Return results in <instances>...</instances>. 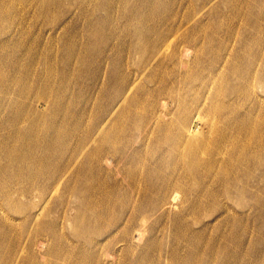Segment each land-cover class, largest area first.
Instances as JSON below:
<instances>
[{
	"label": "bare ground",
	"instance_id": "6f19581e",
	"mask_svg": "<svg viewBox=\"0 0 264 264\" xmlns=\"http://www.w3.org/2000/svg\"><path fill=\"white\" fill-rule=\"evenodd\" d=\"M32 2L39 9L48 5V0ZM225 3L228 11L223 15L228 23H221L222 28L217 30L219 22L216 18L222 11L219 6L211 14L208 26H195L180 38L174 51L172 45L178 37H170L169 33L161 35V42L148 40L152 29L149 28L147 2L137 0L125 6L128 7L127 20L135 27L134 32L130 31L135 39L129 45L131 52L127 50L125 63L114 60L105 52L106 55L103 53L98 57L111 46L104 40L110 35L112 25L104 35L95 25L93 44L89 42L81 47L77 43H66L67 54L59 68L62 72L56 71L57 65H49L44 70V79L53 76L55 82L33 88L22 83L21 73L24 72L20 61L15 60L14 65L5 63L12 64L18 76L13 81L6 76L0 77L1 89L16 90V100H33L25 105L12 103L9 98L0 99V103L6 104L0 118V207L9 209L7 214L0 208V264H15L17 258L25 255L28 256L24 258V264H32L30 256L38 257L32 249L27 248L26 253L19 238L9 243L6 229L17 227L13 221L20 215H24V229L38 222L46 212V202L35 210L29 204V198L39 190L40 197L46 199L47 190L62 182L83 154L86 155L82 163L71 176L75 181L73 187L65 186V191L74 195L78 208L71 229V237L77 246L66 247L63 240L66 228L58 223V218L49 221L44 225L45 230H51L49 241L44 239L46 236L33 240L38 254L40 251L42 255L46 243L50 248L41 256L40 264H47L49 259L53 264H63V261L67 264H99L101 260L113 264L121 256L126 259L127 256L122 255L127 248L125 245L145 240L150 218L154 217V222L160 223L164 215L162 208L170 196L174 195L173 199L179 194L189 196L186 215H195L199 210L212 209L211 201L219 197L231 201L244 199L245 186H249L246 180L256 177L253 174L257 171H262L260 176L264 177V100L259 94L260 89H264V0H225L222 6ZM116 5L121 9L118 2ZM112 9L111 3L108 10ZM155 10L160 13L161 9ZM11 14L9 11L3 17ZM237 25L240 27L239 46L225 59L221 36L229 42L235 36ZM138 40L143 44L137 54L149 68V75L133 93L141 77L137 76L130 84L126 76L129 71L127 60L133 55L134 42ZM187 42L191 43L190 48L181 49ZM5 44L0 39V47ZM194 46L200 55L188 66L186 58L191 57L190 50ZM168 50L170 53L165 54ZM209 50L215 51L213 56L208 55ZM160 55L164 59H158V64L153 65ZM0 59L5 61L2 55ZM101 62L112 66L110 72L105 69L107 65L103 73L100 72L109 74L106 88L104 86L99 92L100 99L97 101L96 98L94 104L86 100L79 110L71 108L74 98L65 96L67 85L64 87L63 84L76 79L74 75L78 71L81 72L78 79L85 81L87 76L83 68L98 66L96 69L100 70L104 64L100 66ZM179 68L185 70L183 75L177 74ZM60 75L58 85L57 76ZM116 79L119 81L115 82ZM182 82L184 94L179 97L176 86ZM149 84L153 86L150 88ZM109 88L112 90L107 92ZM42 99L49 102L50 113L47 115L38 113ZM171 103L178 106L176 118L170 110ZM194 119L199 122V129L192 128ZM67 153L71 154L70 158ZM120 174L126 186L118 179ZM19 184H22L20 188ZM58 188L56 185L53 191ZM262 192L264 188L252 199L258 207L262 203ZM118 195L132 201L117 205L111 198ZM112 211H119L122 217H112ZM183 217L178 214L175 223ZM225 219L210 237L205 230L198 233L189 225L177 224L171 241V262L264 264L255 259L257 248L248 253L242 251L238 221L230 217ZM55 227L61 229L62 236L57 230L54 232ZM228 228L232 229L230 233ZM72 232L76 233V238ZM262 239L259 237L258 241ZM148 245L143 249L141 260L126 264H145L149 250L154 247Z\"/></svg>",
	"mask_w": 264,
	"mask_h": 264
},
{
	"label": "rangeland",
	"instance_id": "374dc122",
	"mask_svg": "<svg viewBox=\"0 0 264 264\" xmlns=\"http://www.w3.org/2000/svg\"><path fill=\"white\" fill-rule=\"evenodd\" d=\"M1 1L0 15L2 14V16L0 17V39L1 42H5L6 44L5 46L0 47V56L2 55L5 57L4 62L0 59V77H9V79H11L10 81H13V79L18 76V73L15 72L17 70L13 67L14 61L16 60L22 63V71L25 73H21L24 77L22 83L34 88L40 84L45 85L48 82H55L56 79L53 76L49 79H44L43 76L45 68L49 65H57L58 69H56V71L62 72V68L60 70L59 68L67 54L66 43L67 45L77 43V45H81V47L83 45H88L89 42H91L90 44H93L92 42H94L93 40L95 39L92 32L94 31L95 25L100 27L103 35L108 32L109 27L112 25L111 30L108 32L110 35H106L105 40L104 37L101 36L104 41H107V45H111V49L109 47L104 49L98 57L105 52L108 55L113 56L114 60L118 59L120 63H125V56H127L128 51L131 52L129 48L135 38L130 31L134 32L135 27L130 26L129 21L127 20L128 7L125 8V6L134 4L137 0H128L127 4L125 3L126 0H121V2H119L120 0H48V5L40 9L39 7H34L32 0ZM207 1L209 0H146L150 15L149 28L153 30H150L151 36L148 40L152 43L154 41L155 43L159 41L161 42L163 39L161 38V35L163 33H169L170 37H178L172 45L171 50L174 51L175 45L181 42L180 38L192 30L195 26L203 24L207 27L211 14L219 6L222 7V11L221 14H218L216 19L219 22L217 24V30H220L222 28V26L220 27L221 23H228L227 19L223 15L228 11L226 3L225 6H222V3L225 0H211L210 3H207ZM116 2H118L121 6V9L117 8ZM111 3L113 4V9L109 11L108 7ZM120 3L123 4L121 5ZM241 6L244 7L243 4H241ZM155 9H161L160 13H158V10L156 11ZM9 11H12L11 16L3 17V15L6 16ZM179 27L180 30L178 31ZM171 29H173V31H171ZM239 33L240 27L237 25L235 27V36L229 42L221 36L224 43L223 50H225V59L231 57L234 51L238 48L239 36L237 35ZM142 44L143 42L141 40L134 42L133 55H131L127 60V68L129 71L126 76L129 78L130 84L137 76L141 77V79L136 83L137 85L135 84L136 86H134L135 88L133 93H135L137 88L142 84L145 77L149 75V71H147L149 68H147L146 65L144 66V63H142L137 54ZM190 46L191 43L187 42L181 46V49L187 47L189 49ZM223 50H221V53ZM209 52L210 50L207 53ZM214 52L215 51L212 50V52L208 55L213 56L211 54ZM166 53L169 54L170 50L165 52V54ZM190 53L191 57L186 58L188 66H191L192 62L196 61L194 57L197 58V55L198 57L200 55L196 46L193 48L191 47ZM165 54L163 56H165ZM163 56L160 55L154 62L153 59L152 64L157 65L158 59ZM8 62L13 65H6ZM102 63L104 64L102 65ZM100 66L103 69L97 70L96 68H98V66L83 68V72L85 76H87L85 81L78 79V76L81 73L80 71L74 75L76 76V79H69L65 81L63 84L64 87L67 85L64 88L66 93L65 96L68 98H74V101H71V108L75 107L77 108L76 110H79L84 107L86 100L90 102L89 104H94L96 102V98L97 101L100 99L99 92L104 86L106 88L107 81L109 80V74L107 73V76L106 74H102V70H104L106 66L105 69L110 72L112 65L110 66L108 63L101 62ZM72 69L73 67L71 66L70 70ZM184 72L185 70L183 68H181V70L180 68L177 70V74L180 73L183 75ZM39 77H41V79ZM59 77H61V75L57 76L58 85L60 84ZM36 78L39 79L38 82H36ZM117 81L119 80L116 79L115 82ZM63 85H61L58 89H61ZM151 85L153 86V84H149L150 88L152 87ZM184 86L183 82L176 86L179 97L184 94ZM2 87L3 86L0 83V99L9 98L12 103L21 102V104L25 105L33 100L26 98L16 100V95L14 94V92L17 93L16 90L14 91L13 88H7L8 90L4 91L1 89ZM111 90L112 88H109L107 92ZM259 94L261 96L260 99L264 100V89H260ZM104 102L105 100L102 101L103 104ZM48 103L49 102L47 100H43L42 105H40L38 109V113L45 115L49 114L50 108ZM5 108L6 104L0 103V118L5 113ZM177 108L178 106L176 103L170 104V110L172 113H175V118L176 112H178ZM192 128L194 130L200 128L199 122L197 123L195 119L192 122ZM66 155L69 158L71 157L70 153H67ZM85 155L86 154H83L75 166L71 168L62 182H57L54 186L47 190L46 199L43 200L45 197H40L41 193L39 190L35 192L31 198H29V204H31L35 210L41 207L43 202H46L45 216L43 214L44 217L41 216L38 222L35 221L32 226L30 224L26 227V229H24V215H20V218L18 217L17 221H13V224L17 227L6 229L5 234L9 243H11L14 238H19L21 239V246L26 250V253L28 248L32 249L34 255L38 256L36 259L30 256L32 264H40L41 256L50 250L48 244L46 243L44 250H42V255L40 251L38 254L37 248H34L33 244V240L43 238V236H46L47 238L44 239L49 241L51 230L49 231L44 229V225L49 221H55L58 218V223L66 228L64 231L65 234H63L60 228L56 227L54 228V232L56 233L57 230L60 236L63 234V240L66 247L71 248L72 246H77V242H74V239L71 237V231H73L71 229L72 224H75V216L77 215L78 208L74 195L66 192L65 186L71 185L73 187L75 181L71 176H74L76 169L82 163ZM260 172L262 173V171H257L253 174L256 175V177L246 180L249 186H245L247 193L244 199L231 201L227 198L219 197L211 201L213 206L212 209L205 211L199 210L195 215H186L187 207L190 204L189 196L179 194L176 199H173L174 195L170 196L169 202H167L162 208V214L164 215L162 220L159 221L160 223L154 222V217L150 218L152 221L147 224L145 240L140 243L134 242V244L128 243L125 245L127 248L122 252V255H126L127 258L125 259V256H121V258L118 261H114L113 264H126L127 262L141 260L144 255V253H142L143 249L147 246V244L153 245L154 247L149 250L150 256L146 259V261H144L145 264H174L170 259L172 250L171 241L175 228H177V224L186 226L189 225L193 230H196L195 232L198 233L205 230L207 236L210 237L215 233V229L222 223V221L229 217L238 221L236 225L237 228L241 230L242 251L248 253L254 248H257L255 259L257 262H264V255H261L262 250H264V193L262 192L260 199L262 203L259 204L261 205L260 207H258V204L252 200L255 199L253 198L254 194L264 188V177L260 176ZM117 177L120 182H123L124 186L127 185L126 182L121 180V174L120 176L117 175ZM56 185H59V188L54 192L53 190ZM18 186L20 188L22 184H19ZM191 197L194 198V196ZM111 199L112 202H115L117 205L130 204L132 201L131 198H124L119 195ZM20 201L25 202V199L20 198ZM0 208L5 210L8 214L9 209H7V207L5 208L2 206ZM51 210L52 212L48 215V212ZM178 214L183 215L184 217L178 223H175L174 218H176ZM117 215L122 217V213H119V211L111 212L112 217ZM155 217L157 216L155 215ZM136 228L139 229L138 227ZM90 229H95V227ZM231 231L232 229L228 228V233ZM73 234L76 238V233ZM259 237H262L263 239L258 241ZM94 241H99V239L94 238ZM138 244L140 245L138 246ZM27 256L28 255L17 258L15 264H24V258H27ZM63 262V264H67V262ZM46 263L53 264L50 259L46 261ZM61 263L62 262H58L56 264ZM99 264L109 263L101 260L99 261Z\"/></svg>",
	"mask_w": 264,
	"mask_h": 264
}]
</instances>
